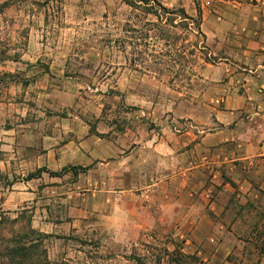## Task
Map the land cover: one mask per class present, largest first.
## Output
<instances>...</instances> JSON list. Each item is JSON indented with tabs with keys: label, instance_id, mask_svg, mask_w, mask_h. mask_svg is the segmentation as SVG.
Returning <instances> with one entry per match:
<instances>
[{
	"label": "crops",
	"instance_id": "1",
	"mask_svg": "<svg viewBox=\"0 0 264 264\" xmlns=\"http://www.w3.org/2000/svg\"><path fill=\"white\" fill-rule=\"evenodd\" d=\"M158 1L201 15L210 60L197 106L119 115L100 105L61 118L46 144H29L41 150L33 165L84 169L68 191L54 187L73 228L94 214L113 229L157 232L168 264H264V0ZM66 174L37 180L59 185Z\"/></svg>",
	"mask_w": 264,
	"mask_h": 264
},
{
	"label": "rangeland",
	"instance_id": "2",
	"mask_svg": "<svg viewBox=\"0 0 264 264\" xmlns=\"http://www.w3.org/2000/svg\"><path fill=\"white\" fill-rule=\"evenodd\" d=\"M126 1L135 6L124 0H0V264L20 239L37 238L32 229L54 236L41 242L40 264H168L166 238L157 232L113 229L94 214L71 227L67 194L57 195L54 187L68 191L76 183L73 173L59 185L27 181L41 151L29 144H46L61 118L97 112L100 105L121 115L159 104L168 114L177 100L179 110L200 101V76L210 59L195 25L153 3L157 15L140 0ZM44 68L49 78L38 73ZM142 74L151 81L143 82ZM62 77L64 84L56 79Z\"/></svg>",
	"mask_w": 264,
	"mask_h": 264
},
{
	"label": "trees",
	"instance_id": "3",
	"mask_svg": "<svg viewBox=\"0 0 264 264\" xmlns=\"http://www.w3.org/2000/svg\"><path fill=\"white\" fill-rule=\"evenodd\" d=\"M124 1L129 6H135V4L132 2H127L126 0ZM140 1L142 2V4L149 7L147 10L148 14H151V15L158 14V11H155L153 9V6L151 4L153 3L154 5L159 7V11L167 15L178 16L180 18L181 23L191 22L192 24L195 25V30L197 32V35L200 38L205 39L200 29V25H201V15L200 14L198 15L197 19H193L189 17L183 9H175V10L168 9L164 7L158 0H140ZM168 21L172 22L174 20H168ZM161 37H165V34L163 32H161ZM68 171H69L68 169H64L62 170V172L54 173V172L48 171L46 168H42V169H38L34 173L29 174L27 177V181L29 182L32 180L40 179L44 173L49 174L50 177H62ZM71 171L73 172L74 175L77 176L78 172H84V169L83 168H71ZM29 233L33 237H37V238L20 239L19 242L17 243V248L15 249V252L11 253V256H10L11 258L6 257L5 259H7V262H3V264H17L18 260H23V262L18 263V264H24V263L40 264L41 263V261L39 260L41 259V256L40 254H38V249L40 247V244L44 239H49L54 236L50 234H43L33 229L30 230ZM45 260L46 262H48L47 255L45 257Z\"/></svg>",
	"mask_w": 264,
	"mask_h": 264
}]
</instances>
